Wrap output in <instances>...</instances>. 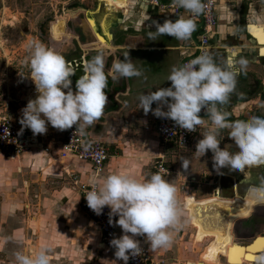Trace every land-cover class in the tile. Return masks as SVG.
Masks as SVG:
<instances>
[{
	"label": "clouds",
	"instance_id": "1",
	"mask_svg": "<svg viewBox=\"0 0 264 264\" xmlns=\"http://www.w3.org/2000/svg\"><path fill=\"white\" fill-rule=\"evenodd\" d=\"M188 15L175 21L165 20L162 24L154 22L156 31H149L148 37L156 40L158 36L169 35L178 41H187L196 30L195 17L204 13V0H172ZM28 56L24 63L29 68L27 76L35 84L38 95L30 99L22 109L21 131L28 128L33 135L45 134L48 125L59 131L76 126V133L84 134L87 127L98 120L108 101L105 94L108 77H140L129 54L125 59H117L106 73L105 55L97 52L83 64V74L71 87V77L76 73L66 58L41 41L31 40L27 44ZM240 70L246 69L248 60L237 61ZM237 71L231 60L218 63L207 51L195 56L188 62L173 66L167 81L169 87L142 93L138 97L139 107L145 115L150 111L157 117L167 118L182 129L196 131L197 126L209 125L196 143L195 155L203 156L207 151L213 153V168L218 174L221 169L231 172H244L246 169L264 165V115H251L247 120H229L222 106L228 101L236 86ZM23 76V75H22ZM67 90V91H65ZM157 104L152 108L153 103ZM166 107V110H165ZM202 109L205 117L200 115ZM228 130V137L234 141L237 153H231L232 145L220 147L217 138L220 131ZM182 167L188 169L190 161L181 157ZM178 187L165 180L159 172L148 178L137 177L124 171H114L102 179H92L90 188L84 194L88 207L100 215L105 206L109 224L119 226L122 235L113 237L110 245L115 249L117 264L122 260L128 264L130 257L142 253L140 240L144 237L155 251L171 246L173 234L187 222L185 209L178 196ZM246 198L264 204V178L258 184L250 185ZM118 219H114L117 217ZM51 244H42L34 254L25 251L15 252L16 264H50ZM208 264H216L214 253L205 257ZM257 264H264V255L257 257Z\"/></svg>",
	"mask_w": 264,
	"mask_h": 264
},
{
	"label": "crops",
	"instance_id": "2",
	"mask_svg": "<svg viewBox=\"0 0 264 264\" xmlns=\"http://www.w3.org/2000/svg\"><path fill=\"white\" fill-rule=\"evenodd\" d=\"M117 1L118 3H109L107 0L102 2L99 0L102 6L107 2L109 7L105 8V10L99 8V10L95 9L93 11L94 14L92 16L96 21L95 30L88 29L81 21L76 26V29L72 28L71 36L66 39L72 45L76 46V44H79V47L86 51L85 56L78 62L79 64L76 61H70L76 69V73L71 77V87L73 89H75L76 80L83 74V59L87 58V60H90L97 54L95 49L100 48L98 47L99 41L96 32L106 42L107 47L103 48H109L116 53L114 60H123L125 59L124 54L128 53L134 65L142 71L140 77L119 78L117 80H113L111 76L108 77L107 87L105 88L108 101L104 107L103 114L85 129L89 138L100 140L111 147V156L103 170L97 174L90 161L77 158H59L65 130L59 131L50 124L48 125L44 142L51 147L52 154L30 150L19 157L9 155L20 163L19 170H21V167L26 170L31 165L30 159L35 160L33 162L35 163L34 165L42 161L43 163L47 162L60 166L62 172L64 171L71 179L72 187L77 196H79L80 202L82 197L79 186L87 184L94 178L102 179L114 171L132 173L137 177H150L149 169L155 164L152 161L154 154L158 151V159L161 160L165 156V146L169 145H163L159 138L157 132L159 117L155 116L151 111L145 115L143 109L139 107L138 97L144 92L147 94L148 91H155L160 87H169L171 82L167 81V77L172 67L182 65L184 57L192 51L189 47L190 41H178L166 34L158 36L156 40L149 39L148 32L156 31L154 22L162 24L165 20L175 21L177 19L170 12L152 6L148 0ZM217 13L219 21L212 37L210 53L218 63L223 64V62L231 60L233 67L238 73L235 89L230 94L228 101L222 106V111L229 114V120H247L251 115H264V50L261 52L263 46H260L247 31V26L250 23L264 27V0H218ZM99 14H102L103 17L100 18ZM90 49L92 51H89ZM241 58L248 60L247 67L243 71L240 70V66L237 63ZM106 63L105 56V71L107 73L112 63L108 65ZM156 107L157 104L154 102L152 108ZM208 127L209 125L207 124L201 125L197 134L198 138H203L202 134L207 131ZM24 129L31 131L28 128ZM227 135V129L220 131L217 137L221 141L220 147L224 148L225 145L230 144L232 147L229 151L237 153L238 149L234 141ZM198 140L194 144H190V146L193 145L195 148ZM2 153L5 156L8 155L7 153ZM193 156L196 155L193 154ZM212 156L213 153L210 150L204 155V159L208 161L209 166L194 167L189 165L188 169H184L181 165L176 171L180 175L189 176L184 181L187 189L191 187V184H200L205 181V183L203 182V186H206L204 191L199 188L191 192L198 199L206 198V196L212 197L213 194L207 192V185L216 186L215 196L244 198L248 187L258 184L264 178V165L248 168L244 172H231L228 168H223L221 169L223 174H218L213 168ZM185 157L191 158L189 155H185ZM200 164L203 165V163ZM203 175L206 177L205 180L201 179ZM220 177H224L227 181L220 182ZM164 179L176 185V176L171 174L165 176ZM198 195L203 198H199ZM185 201L186 196L184 198V207ZM114 218L118 219V216ZM257 219H259V223L264 224V204L257 203L250 216L238 219V222L234 220L232 231L235 239V233L242 235V237H252L253 232L247 226L249 228L253 226L254 223H257ZM245 227L249 231H246ZM96 229L97 234L95 232V236L93 235L96 241H91L90 245H97V249L89 247L90 253L97 257V261L94 264H112L111 261L116 259L114 256L115 249L101 247V231L97 225ZM89 232L91 234L92 231ZM122 234V230L119 227L118 235ZM259 235L257 234L255 237ZM91 237L87 234L78 235V238L83 240H90ZM136 238L140 240V246L146 248L145 245H142L147 242L146 239L144 237ZM207 238L210 239L207 243L209 244L216 236ZM227 238L232 240L228 236ZM196 239L200 241L204 237H201V234L197 232ZM207 244L204 246L200 259L189 261L187 264H205L202 260H205L207 256V253H204ZM146 249L149 252L150 259L154 260L155 257H152L155 255L153 250L150 248ZM221 255L226 257L224 254ZM117 264H124V262L119 260ZM216 264L221 263L218 261Z\"/></svg>",
	"mask_w": 264,
	"mask_h": 264
},
{
	"label": "rangeland",
	"instance_id": "3",
	"mask_svg": "<svg viewBox=\"0 0 264 264\" xmlns=\"http://www.w3.org/2000/svg\"><path fill=\"white\" fill-rule=\"evenodd\" d=\"M102 1L105 0H100ZM107 1L118 3L117 0ZM100 2L99 0H0V117H9L21 125L22 109L30 99L38 95L34 82L27 77L30 70L24 63L29 54L28 42L41 41L62 54L67 61L80 62L85 56V49L79 47V44L72 45L66 39L71 36L72 28L76 29L86 17L94 19L92 14L95 9L105 10L109 7L107 2L103 6ZM99 15L100 18L103 17L102 14ZM198 139L201 138L195 136L191 144ZM195 151L196 147L194 148L193 145L178 147L173 144L165 146V156L161 160L158 159V151L154 154L152 161L155 164L150 167L149 173L150 175L155 173V165L163 162L168 171L164 177L171 174L176 176L175 183L183 207L186 196L184 209L187 222L174 232L170 247L153 251L155 255L152 257L155 258L151 259L152 262L148 261L150 264H187L192 260L197 261L204 246L210 241L207 237H212L200 232L199 221L204 213L214 214V204L223 197L214 195L216 186L207 185V192L212 193V197L203 198L198 195L199 198H203L198 199L191 192L199 188L204 191L205 181L191 184L187 189L184 181L189 176L176 172L182 165L180 158L185 155L191 157L188 159L190 165L194 167L209 166L208 161L204 159L207 152L200 157L193 156ZM2 152L4 151L0 148V264H16L14 255L16 251L34 254L42 244L52 245L49 254L50 264H94L97 257L90 253L89 247L97 249V245H90L91 241H96L94 240L95 232L97 234L96 225L84 211L82 201L80 202L79 196L75 193L69 176L62 172L60 166L52 163L41 161L34 165V159H30L31 165L26 170L23 167L19 170L20 163L9 155H3ZM23 165L26 166L25 163ZM201 179L205 180L206 177L203 175ZM221 181L227 180L220 177ZM241 218L229 217L232 228L235 221L238 222ZM256 222L250 228L247 226L253 232L252 237H242L235 233L236 239L233 240L248 244L257 234L263 235L264 224L259 223V219ZM248 229L245 227L246 231H249ZM89 231H92L91 234ZM197 232L206 239L197 240ZM82 234L92 237L90 240L79 239L78 235ZM231 244L232 240L222 233L207 244L204 253L207 255L209 252L214 253L216 263L220 261L221 264H228L227 249ZM142 245L150 248L148 242ZM202 262L208 264L206 259Z\"/></svg>",
	"mask_w": 264,
	"mask_h": 264
},
{
	"label": "built area",
	"instance_id": "4",
	"mask_svg": "<svg viewBox=\"0 0 264 264\" xmlns=\"http://www.w3.org/2000/svg\"><path fill=\"white\" fill-rule=\"evenodd\" d=\"M148 2L158 9L170 12L176 18L188 15L183 8L173 4L172 0H148ZM204 2L206 5L205 11L194 18L197 28L192 33L191 38L187 40L191 42L189 47L192 51L184 57L182 64L200 55L204 51L210 52L212 48V37L219 21L217 13L218 0H204ZM200 115L202 117L205 116L203 109ZM200 128L201 126H197L196 131L189 132L177 126L171 119L162 117H159L157 123V132L162 144H174L178 147L190 146L193 138L199 133ZM21 129L22 126L17 124L13 119L9 117H0V148L5 153L13 157H19L30 150L52 154L51 147L44 142L46 133L33 135L32 131L26 129L21 131ZM59 152V158H77L90 161L97 174L103 170L111 156L110 147L108 145L100 140L89 138L85 131L84 134H80L79 132L76 133L75 125L65 130L64 139L62 140ZM155 169L163 178L168 172L163 162L155 165ZM89 188L90 182L79 186L84 211L101 231V247L112 248L109 242L114 236L119 237V227L109 224L108 212L110 209L107 206H105L103 213L100 215L95 214V212L88 207L84 194ZM141 248L142 253L138 256L130 257L128 264H148V261H151L148 250L143 246H141Z\"/></svg>",
	"mask_w": 264,
	"mask_h": 264
},
{
	"label": "bare ground",
	"instance_id": "5",
	"mask_svg": "<svg viewBox=\"0 0 264 264\" xmlns=\"http://www.w3.org/2000/svg\"><path fill=\"white\" fill-rule=\"evenodd\" d=\"M123 1V0H121ZM82 24L85 25L90 30H95L96 21L93 18H86L85 21H82ZM260 26V25H259ZM261 27V26H260ZM264 28V27H262ZM96 32V31H95ZM254 32V31H253ZM97 39L99 41L98 47L103 48L107 47L104 39L98 35L96 32ZM264 50V49H263ZM262 50V52H263ZM257 203L247 199L246 197H233V198H219L218 201L214 204V214L204 213L201 215L199 224L200 232L208 236H219L222 233L232 239V244L227 249V260L230 264H234L232 259V249L239 246L244 249V254L239 256V264L245 263H257V259H249V256L258 257L264 255V248H261L258 244L264 235H259L255 237L250 243L243 244L237 241H234V233L232 231V223L229 221V217H248L253 212V208Z\"/></svg>",
	"mask_w": 264,
	"mask_h": 264
},
{
	"label": "water",
	"instance_id": "6",
	"mask_svg": "<svg viewBox=\"0 0 264 264\" xmlns=\"http://www.w3.org/2000/svg\"><path fill=\"white\" fill-rule=\"evenodd\" d=\"M252 28H257V29H264L262 27H260L258 24H255V23H250L248 24L247 26V31L248 33L257 41V43L260 45V46H263L262 50L264 49V44L261 43L260 41V37H259V33L257 32H253L251 29ZM261 50V52H262ZM89 51H92V49H90ZM96 52H99V51H103L104 52V55L106 56V60H107V65L108 64H111L113 62V60L115 59L116 57V53L114 51H112L111 49L109 48H97L95 49ZM87 60V58H84L82 63L84 64Z\"/></svg>",
	"mask_w": 264,
	"mask_h": 264
},
{
	"label": "snow or ice",
	"instance_id": "7",
	"mask_svg": "<svg viewBox=\"0 0 264 264\" xmlns=\"http://www.w3.org/2000/svg\"><path fill=\"white\" fill-rule=\"evenodd\" d=\"M251 30L259 33L260 41L262 44H264V29L252 28ZM258 244L261 248H264V238L258 241ZM244 251L245 250L240 248L239 246L232 249V259L234 261V264H239V256H242L244 254ZM249 259H257V257L250 255Z\"/></svg>",
	"mask_w": 264,
	"mask_h": 264
}]
</instances>
